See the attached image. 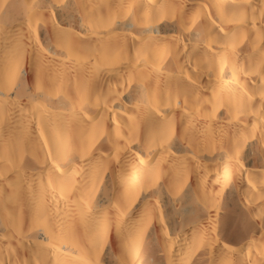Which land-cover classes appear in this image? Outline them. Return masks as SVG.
<instances>
[{
  "label": "bare ground",
  "instance_id": "obj_1",
  "mask_svg": "<svg viewBox=\"0 0 264 264\" xmlns=\"http://www.w3.org/2000/svg\"><path fill=\"white\" fill-rule=\"evenodd\" d=\"M0 264H264V0H0Z\"/></svg>",
  "mask_w": 264,
  "mask_h": 264
}]
</instances>
